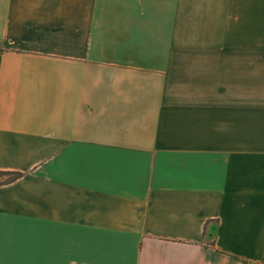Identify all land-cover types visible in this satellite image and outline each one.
Here are the masks:
<instances>
[{"label": "crops", "instance_id": "crops-1", "mask_svg": "<svg viewBox=\"0 0 264 264\" xmlns=\"http://www.w3.org/2000/svg\"><path fill=\"white\" fill-rule=\"evenodd\" d=\"M0 264H264V0H0Z\"/></svg>", "mask_w": 264, "mask_h": 264}, {"label": "trees", "instance_id": "trees-1", "mask_svg": "<svg viewBox=\"0 0 264 264\" xmlns=\"http://www.w3.org/2000/svg\"><path fill=\"white\" fill-rule=\"evenodd\" d=\"M4 175H7V178L4 182L6 181H11V180H14L15 178H17L20 174L19 173H3V172H0V176H4Z\"/></svg>", "mask_w": 264, "mask_h": 264}]
</instances>
